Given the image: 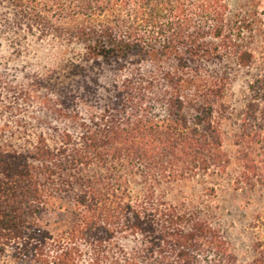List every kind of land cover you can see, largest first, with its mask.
<instances>
[{
	"label": "trees",
	"instance_id": "trees-1",
	"mask_svg": "<svg viewBox=\"0 0 264 264\" xmlns=\"http://www.w3.org/2000/svg\"><path fill=\"white\" fill-rule=\"evenodd\" d=\"M2 4L30 33L83 45L79 73L110 68L116 78L113 106L104 108L85 149L64 155L45 142L33 152L0 144V264L9 252L19 264H264V200L247 215L250 256L240 259L219 224L156 198L163 182L203 171L226 177L235 193L264 199V73L236 116L232 140L225 131L235 71L254 65V41L264 31L257 12H234L228 0ZM158 106L164 118L152 115ZM129 109L137 111L134 123L114 119ZM66 163L87 173L69 174L61 198L48 185ZM94 166L99 172L90 174ZM118 167L132 178L139 171L144 197L123 189ZM51 209L66 222L46 223ZM131 236L142 237L140 249L122 244Z\"/></svg>",
	"mask_w": 264,
	"mask_h": 264
},
{
	"label": "rangeland",
	"instance_id": "rangeland-1",
	"mask_svg": "<svg viewBox=\"0 0 264 264\" xmlns=\"http://www.w3.org/2000/svg\"><path fill=\"white\" fill-rule=\"evenodd\" d=\"M228 1L234 12H257L263 20L264 30V0ZM254 43L258 46L254 65L235 71L228 99L230 112L234 115L231 124L225 128L228 141L233 139L235 124L240 122L236 116L253 96L251 85L264 73V31ZM83 53L84 46L78 42L67 44L52 35L42 37L37 31L30 33L25 26L16 24V13L10 5H0V144L4 148L33 152L45 142L54 152L64 155L85 149L88 138L98 130L101 118L106 114L104 108L113 106L112 83L116 72L110 68L100 71L92 67L85 75L79 73L76 67ZM118 111H115L114 119L120 123L135 122L136 110L129 109L125 114ZM152 115L164 118L165 109L158 106ZM58 172L60 176L53 179L48 188L50 193L61 198H67L64 192L70 189L67 186L69 174L82 176L87 173L80 167L71 168L68 163ZM98 172L97 166L90 169V174ZM125 172L124 168L118 167L117 176L127 182L123 189L144 197L145 182L139 171L135 178L128 177ZM227 182L226 177L213 179L201 171L185 180L163 182L156 189V198L168 205L195 210L202 218L219 224L235 253L245 259L250 256L251 246L246 230L247 215L264 199L261 194L250 197L235 193L228 188ZM213 184H220L216 193L211 191ZM63 213L51 209L45 222L52 227L66 222L67 215L62 216ZM142 241V237L131 236L123 239L122 244L133 251L142 247ZM3 264L19 263L9 252Z\"/></svg>",
	"mask_w": 264,
	"mask_h": 264
}]
</instances>
